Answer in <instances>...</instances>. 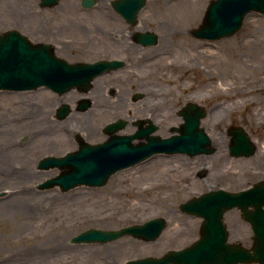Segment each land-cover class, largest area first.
Masks as SVG:
<instances>
[{
	"label": "rangeland",
	"instance_id": "rangeland-1",
	"mask_svg": "<svg viewBox=\"0 0 264 264\" xmlns=\"http://www.w3.org/2000/svg\"><path fill=\"white\" fill-rule=\"evenodd\" d=\"M210 1L212 0H147L146 10L141 13L139 18L145 21V17L149 16L152 19L160 20L161 23L154 22L152 24L154 29L159 28V26L164 29L165 26L172 23L171 25H176L179 31L183 30L179 35L170 34L169 32L166 37H161L163 42L171 40L176 46L178 44L179 49L176 52L174 50L175 55L163 59L165 64L168 62L169 68L165 76L157 77L152 69L137 71L136 75H130V73L117 75L120 83L126 87L127 92L130 87L127 86L129 78L133 82V77L137 81L143 80L144 84L137 86L140 89L138 91L144 92L146 99L162 100L164 103L160 102L159 104L167 106L161 108V112L152 117L153 124H157L161 128L158 134L163 137L167 134L170 135L169 128L179 123L178 117L175 114L174 116L171 115V112L176 111V106L181 104L183 99L185 101L187 99L192 100L196 89L199 88L201 95H205L209 92V89L214 92L215 88L220 86L221 83L235 84L238 80L236 76L241 75L249 77L250 85L264 83V67L260 69L257 67V65L264 64L263 14L258 12L248 14L242 28L235 35L210 41L215 48L206 53L208 57L196 54L193 48L186 43V39H190L192 42H209L208 40L195 38L191 32L202 24ZM80 2L81 0H62L59 7L41 9V33L38 36H32L31 39L34 42L53 44V21H55L53 16L54 13H59L63 16L61 17L63 19L62 24L67 26V38L72 40L73 45H79V40L82 39V30L84 24H86L84 21L92 18L97 19L98 16L96 11L87 14L88 11L81 8ZM193 2L194 4H192ZM194 5L193 11L198 18L196 20L193 17L190 20L184 18L185 14L192 11ZM6 13L0 12V17H6ZM55 23V29L57 27L56 30L58 31L61 25L59 19ZM4 28L5 26L0 23V31ZM141 28H143V25L142 27L140 25ZM185 30H188V33H185ZM250 39H256L259 43L248 47L246 42ZM233 51L238 52L239 55L233 57ZM57 55L70 62L92 60V58L79 52L76 46L73 47L71 54L67 56L62 55L60 52H57ZM241 55H243L245 62L243 61V64L239 63L240 65H238L236 63ZM137 61L140 62V60ZM223 61H226V64ZM155 64L156 62H153V65ZM252 64L257 68L253 67ZM194 65H200L199 70H195ZM177 66L180 70L176 68ZM149 67L152 68V65H149ZM253 68L258 71L253 70ZM218 77L222 81H219ZM97 82L95 83L96 90L93 91L95 103L87 111L75 109L78 94L74 91L63 96H59L44 87L29 91H0V123H3L0 126V144L8 142L10 136L15 137L14 140L23 144L28 142L29 136L25 133L22 125L24 124L22 121L26 118L45 117L58 121L65 120L66 118H56V111L60 106L67 103L73 107L67 118L80 122V124H77L79 131L88 136L90 143L103 142L105 137L100 131L106 124L116 119L122 120V118L129 120L131 123L133 119L127 118L130 115L126 109L115 111L112 107L101 108L99 106ZM123 93V91L119 92L120 95ZM150 93H158L160 97L150 95ZM257 93L255 92L254 95ZM252 99L257 100L256 102L259 104L254 105L253 110L251 105L246 107L249 121H247L245 114V124H247L246 127L252 140L258 147L255 155L251 157H232L229 162H226L224 160L227 156L220 153L211 157L202 155L189 157L183 154H174L162 162L156 160L150 162V159L144 164L132 167L135 169L129 172L120 171L123 175L115 180L116 182L111 189L108 187L117 173L112 175L107 184L102 187L83 185L67 192H62L58 187L40 189L39 185L52 177L58 176L60 169H39L38 165L41 159L45 157H59L65 155L66 152L76 150L78 143L74 139V135L69 136L66 140L76 143L74 146L59 147V143L54 144V150H48L34 156V160L31 161L28 168H19L20 166L16 167V165L13 166L16 167L14 169L13 167L7 168L4 164H1L0 160V264H48L36 258L27 257L25 254L23 257L19 256L23 254L20 251L27 252L38 244L37 242L27 243L26 240L36 236L35 234L43 228H49L56 223L55 216L60 213L64 206L81 205L89 202L102 204L104 211L111 210L117 218L71 224L66 231L56 232L55 234L64 237L63 243L71 247L76 246V249L80 252L84 251L83 248L91 253L95 252L92 256L96 258V261L89 264H125L127 261L134 259L159 257L169 250H180L191 245L199 238V229L203 219L183 213L180 210V204L210 190L222 188L237 192L264 179V157H262L264 138L261 135L262 131H259L252 123L254 110L261 117L264 116V95L258 94V98L249 96V100ZM221 103L223 101L218 100V105ZM215 117L219 121L218 126L221 130L227 128L231 122L234 123L233 116L225 117L222 109L214 115ZM239 120L240 117L238 116V122ZM82 122H84V125L81 124ZM130 127H132V124L125 129V132H132L133 129ZM171 167L177 169V174H175L177 178L187 175L188 180L186 183L179 182L176 178L170 180L168 176L160 175L163 168L166 170ZM203 168L209 172L202 178V175L199 174ZM246 169H253L254 171H250L251 175H249ZM244 171L246 176L242 174ZM52 172L56 173L47 176ZM160 179L170 182V187L164 190H155L154 193L152 192L147 196L139 195L140 189L148 188ZM126 190L134 192L137 197L131 201L129 195L123 193ZM163 193L167 198L160 200ZM24 201H28V205L24 208L15 205ZM129 202H137V205L132 206ZM158 217H162L167 221V228L155 241L146 242L132 236H124L107 243H76L73 241L74 237L89 229L119 230L127 226L143 224ZM225 223L230 233L231 242H241L246 247H251L252 230L241 218L238 209H233L225 214ZM182 228L187 229V231H182ZM90 247L92 248L88 249ZM102 249L107 252L103 255L104 258H99L98 254ZM51 264L63 263L55 262Z\"/></svg>",
	"mask_w": 264,
	"mask_h": 264
},
{
	"label": "water",
	"instance_id": "water-1",
	"mask_svg": "<svg viewBox=\"0 0 264 264\" xmlns=\"http://www.w3.org/2000/svg\"><path fill=\"white\" fill-rule=\"evenodd\" d=\"M59 0H42L43 7H53ZM94 0H84L85 6ZM145 0H121L116 3L119 12L132 20ZM121 4V5H120ZM133 6V9L130 8ZM251 12L264 14V0H212L206 10L196 36L206 39H221L234 35ZM155 37V34H152ZM106 64L69 63L55 54L53 45L32 43L17 31L0 34V90L27 91L46 87L64 95L74 88L87 92L91 82L99 76ZM90 107L87 99L82 100L79 111ZM69 104L58 109L57 118L65 119L71 113ZM185 123L181 134L167 139L151 140L150 144L133 146V137H112L103 144L92 145L80 140V148L65 156H50L41 159L39 169L60 168L62 171L39 185L40 189L60 187L63 192L78 186L102 187L112 175L157 152L182 153L189 156L212 154L211 140L199 128L204 111L190 112L185 109ZM124 121L109 124L112 133L124 125ZM178 130V129H177ZM141 133H144L141 131ZM141 133H138L139 135ZM142 136V135H141ZM241 148V153H235ZM257 148L248 135H241L233 145L234 156H252ZM239 209L242 217L253 231V246L249 249L241 243L229 241V231L224 215ZM181 211L203 218L199 239L181 250H169L160 257L130 260L126 264H264V180L252 187L229 192L224 189L210 190L193 197L180 205ZM167 227V221L158 217L143 224L127 226L119 230L89 229L74 237L76 243H107L124 236H132L146 242L158 239Z\"/></svg>",
	"mask_w": 264,
	"mask_h": 264
},
{
	"label": "flooded vegetation",
	"instance_id": "flooded-vegetation-1",
	"mask_svg": "<svg viewBox=\"0 0 264 264\" xmlns=\"http://www.w3.org/2000/svg\"><path fill=\"white\" fill-rule=\"evenodd\" d=\"M61 1L62 0H60L58 5L53 7L61 6ZM114 1L115 0H94L92 5L85 6L83 4V0H81L80 6L83 10L88 11L87 14H89V12L96 11L98 16L97 19L92 18L84 21L86 24H84L82 39L79 40V45H73L72 40L67 38V26L62 24L63 19H61L63 16L59 13H54L55 15L53 16V20L57 21L59 19L61 23L60 28L57 31L56 29L58 28L56 27L55 29L56 23L53 21V46L56 53L60 52L62 55L67 56L71 54L73 47L76 46L79 52H82L87 57L92 58V60L87 59L85 62L104 61L109 63V66L103 70V73L93 80L91 88L85 95L90 100L91 106L95 103L93 99V91L96 90L95 83L98 81V104L105 105L106 107L126 109L130 115L127 116V118L133 119L130 123L129 120L122 118L125 122L122 128L111 134L105 132L107 126L106 124L102 128V131H100V133L105 137L104 142L113 136H135V138L131 140L130 144L139 146L150 144L151 140H155V138H166L172 136L175 134V129L181 128L184 123V115L182 113L185 112L186 106H191L192 104L194 106V112H200L202 108L205 110V117L201 120L200 126L209 135L211 140V149H214V152L211 155L202 156L211 157L220 153L227 156L224 161L229 162L230 159L234 157L233 145L237 141V138L241 135V130L246 132L251 138V135L248 132L249 130H247L246 127L247 124H245V114L247 121H249L246 107H238L240 109L239 111L232 112L229 109V105L232 104L233 101L228 100L226 96H219V99L216 92L214 91V93L211 89H209V92L205 95H201V90L198 88L196 89V93L194 94L192 100L187 99V101H185L183 99L181 104L176 106V111H170L171 115L174 116L175 114L180 119L179 123L169 128L170 135L167 134L164 135V137L159 135L158 131L161 130V128H159L157 124H153L154 122L152 117L153 115L161 112V108H166L167 106L159 104L162 100L146 99L145 93L138 91L140 89L137 86L143 85V80L137 81L136 78L133 77V82L129 78L127 86L130 87L127 92L125 90L126 87L120 83L117 75H120L121 73L136 75L137 71L152 69L153 73L157 77L165 76V74L169 71V68L168 62L165 64L163 59L168 56L175 55V52L179 49V47L178 44L176 46L175 43H172L171 40L163 42L161 37H166L169 32L170 34L179 35L180 31L176 25H171L172 23L165 26L164 29L160 28V26L159 28L154 29L152 24L154 22L161 23V21L152 19L149 16L145 17V21H142L139 17H141V13L146 10L147 0L144 7L138 14V19L135 21L127 19L118 13L113 5ZM41 9H43L42 0H0V12H7L6 17H0V23L5 26L0 33L15 30L33 41L31 39L32 36H38L41 33ZM140 25L141 27L143 25V28L140 29ZM49 31L51 30L49 29ZM149 33H155L157 35L155 40L149 36ZM191 33L195 37L193 31ZM241 58L244 61L243 55H241ZM137 60H140V62L138 63ZM153 62H156V64L153 65ZM149 65H152V68H150ZM194 66H197V68ZM194 66L193 68L195 70H199L200 65ZM252 66L260 69L264 67V64L261 66L257 65V67L252 64ZM237 77L244 78L249 81V77L247 76L243 77V75H241ZM122 91L124 93L120 95L119 92ZM74 92H76L79 96L75 103L78 106L80 104L81 96L83 95L78 90H74ZM150 95H156L158 98L160 97L158 94L150 93ZM245 98L249 100V95ZM152 100L155 102H152ZM218 100L223 101V103L218 105ZM221 109L225 117H229V115H231L233 116L232 120L234 121V123L231 122V124L223 130H221L218 126V119L216 117L214 118V115ZM117 110L120 111L121 109ZM238 116L240 117V123L238 122ZM118 120L121 119H116L113 122ZM219 120L221 121V119ZM130 124H132L133 131L124 132ZM141 129L145 130V132L144 134L142 133V136L137 137L138 132ZM241 152V148H238L235 151V153ZM157 155L167 154L157 153L151 157L143 159L135 166L144 164ZM206 171L204 172L203 170L201 173L199 172V175H204L209 172L208 170Z\"/></svg>",
	"mask_w": 264,
	"mask_h": 264
},
{
	"label": "bare ground",
	"instance_id": "bare-ground-1",
	"mask_svg": "<svg viewBox=\"0 0 264 264\" xmlns=\"http://www.w3.org/2000/svg\"><path fill=\"white\" fill-rule=\"evenodd\" d=\"M192 4H194V2ZM195 5L193 6V9H191L192 13L189 12L188 14H185L184 18L186 17L188 20H190L191 17L195 18V20L198 18L197 14L195 15L193 11ZM182 31H180L179 34H181ZM185 33H188V30H185ZM185 41L188 45H190L193 48V51H196V53L201 54L202 57H204L206 53H208L211 49L215 48V46L211 44V42H197V41L192 42L190 39H186ZM262 42L264 44V41ZM257 43H259V41L256 39H250L246 42L248 47H250L252 44H257ZM232 53L234 54V56L232 55L233 57L239 55L238 52L233 51ZM205 57H208V55H206ZM223 62L224 64H226V61ZM239 63L243 64V60L241 56L238 57V62L236 64L240 65ZM194 67L197 68V66ZM176 68L180 70L178 66ZM253 70L258 71L257 69L254 68ZM237 79L238 80H236L237 82L235 84L221 83L220 86H217L215 88V92L217 96L218 97L226 96L228 100L233 101L232 104L229 103L230 104L229 109L232 112L239 111L240 109L238 107L245 108L249 105L252 106V110H253V106L259 103L256 102L257 100L255 99L247 100L245 97L249 95L258 98V94L264 95V83L263 84L254 83L250 85L249 81L245 80L244 78L237 77ZM218 80L222 81L220 77H218ZM263 82H264V76H263ZM255 92L258 93L254 95ZM154 94H158V93H154ZM76 98H79V96ZM153 100L152 102H155ZM99 106H101V108L106 107L105 105H99ZM114 108L116 111H118L117 109L123 110L122 108H116V107ZM178 121H180L179 118ZM22 122L24 123L22 125L24 126L25 133L28 134L29 136L28 142L23 144L22 142H18L14 140L15 137L10 136L8 142H4L3 144H0L1 164H4V166L7 168L13 167L15 165L16 167L20 166L19 168H28L31 165V161L34 160V156H36L38 153L46 152L48 150H54L53 146H55L54 144L57 143L60 144L59 147L74 146L76 143H72L73 141L72 142L66 141L68 140V137L71 135H74V139H77V137H82V139H84L85 141L90 142L88 140V136L83 135L79 131V126H77V124L78 123L80 124V122H77L70 118H66L65 120L62 121H58L55 119L52 120L45 117L26 118ZM252 123L255 124V126L258 128L259 131H262L261 135L264 138V116L261 117L254 110V114H252ZM81 124L84 125V122H82ZM2 125L3 123L1 122L0 126ZM130 128L132 129V127ZM263 143H264V139H263ZM168 157L169 156L167 155H157L154 158H152L150 162L155 160L157 162H162L164 159H167ZM262 157H264V151H262ZM16 167H13V169ZM133 169L135 168L132 169L129 168L123 171L129 172ZM164 169L165 168L162 169L160 175H163L165 177L168 176L170 180L172 178H176L177 181L183 183H186V181L188 180L187 175L177 178L175 175L177 174V169L174 167H171L166 170ZM250 171H254V170L246 169V172L249 175H251ZM246 172L245 171L242 172L243 176H246ZM55 173L56 172H52L47 176L50 175L52 176ZM121 175H123L122 172L117 173L115 179L112 181L111 185L108 188L111 189L116 182L115 180H117V178ZM169 187H170V182L160 179L152 183L150 186H148V188L140 189L139 195L147 196L152 192L154 193L155 190L157 191L160 189L164 190V189H168ZM123 193L124 195H129L131 201L132 199L137 197V194L129 190H126V192ZM164 194L165 193L162 194L160 200H164L165 198H167V196H164ZM129 203L132 206L137 205V202H129ZM15 205L24 208L28 205V201H24L23 203H18ZM103 209L104 207L102 206V204L97 202H89L87 204H81V205L64 206L61 209L60 213H58V215L55 216L56 223H54L49 228L48 227H46L45 229L43 228L40 232L35 234L36 236H32L26 240L27 243L37 242L38 244L36 246H33V248L27 252L20 251L23 254H20L19 256L23 257V255L25 254V256L27 257H33L48 264L55 262H59V263L61 262L63 264H71V263L89 264L95 262L96 258L93 257L95 252L91 253L90 251H86L85 248H83L84 249L83 252H80L79 250L76 249V246L71 247L68 244L63 243L64 242L63 240H65L64 237H60L55 234L56 232L66 231V229L69 228L71 224H78V223L92 222V221L94 222V221L111 219L116 217L111 210L104 211ZM181 230L187 231V229L185 228H182ZM69 248H71L72 250H70ZM91 248L92 247L88 249ZM88 252L91 254H89ZM106 252H107L106 250L102 249V251L98 254L99 258L101 257L104 258L103 255Z\"/></svg>",
	"mask_w": 264,
	"mask_h": 264
}]
</instances>
